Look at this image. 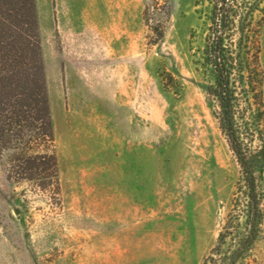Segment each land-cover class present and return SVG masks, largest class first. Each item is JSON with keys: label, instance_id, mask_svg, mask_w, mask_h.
I'll return each instance as SVG.
<instances>
[{"label": "rangeland", "instance_id": "374dc122", "mask_svg": "<svg viewBox=\"0 0 264 264\" xmlns=\"http://www.w3.org/2000/svg\"><path fill=\"white\" fill-rule=\"evenodd\" d=\"M35 5L59 191L17 182L0 152V264H200L239 171L205 94L208 0ZM248 262L264 264V221Z\"/></svg>", "mask_w": 264, "mask_h": 264}, {"label": "trees", "instance_id": "16d2710c", "mask_svg": "<svg viewBox=\"0 0 264 264\" xmlns=\"http://www.w3.org/2000/svg\"><path fill=\"white\" fill-rule=\"evenodd\" d=\"M208 2L205 94L239 171L216 244L200 264H249L264 221L263 76L255 30L260 2ZM53 137L35 0H0V152L12 145L10 173L17 182L58 193ZM40 143L46 150L36 153Z\"/></svg>", "mask_w": 264, "mask_h": 264}, {"label": "water", "instance_id": "95a60500", "mask_svg": "<svg viewBox=\"0 0 264 264\" xmlns=\"http://www.w3.org/2000/svg\"><path fill=\"white\" fill-rule=\"evenodd\" d=\"M16 213H17V211H16Z\"/></svg>", "mask_w": 264, "mask_h": 264}]
</instances>
